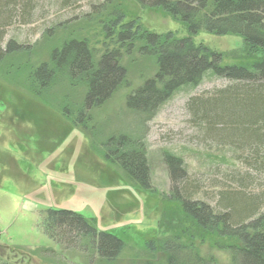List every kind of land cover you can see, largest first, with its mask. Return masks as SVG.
<instances>
[{"label":"rangeland","instance_id":"obj_1","mask_svg":"<svg viewBox=\"0 0 264 264\" xmlns=\"http://www.w3.org/2000/svg\"><path fill=\"white\" fill-rule=\"evenodd\" d=\"M106 2L74 0L72 7L63 8L59 0H35L30 19L6 27L2 45L12 40L21 49L0 63V169L4 167L0 176V264H8L4 260H10L9 264L153 261L147 242L177 232L176 211L161 202V194L169 193L171 187L165 154L181 159L185 172L203 187L196 197L211 205L216 198L210 197L217 189L213 190L211 183L219 179L218 170H246L236 150L204 138L203 124L199 126L190 120L186 106L191 96L224 87L227 80L205 73L196 85L176 88L151 117L132 112L126 104L127 97L155 77L157 65L153 57L139 53L140 41L127 49V44L122 46L109 38L103 30L110 20L108 12L106 16L100 14L105 12ZM118 2L125 21L133 20L145 31L170 32L176 37L187 34L182 24L155 5L142 7L135 0ZM69 38L87 40L96 58L117 50L123 68L115 90L90 108L83 123H73L63 113L64 107L75 110L81 104L84 88L58 80L39 97L31 93L25 82L27 68L47 62L50 51ZM192 40L218 56L221 65L246 60L238 36L200 31ZM119 133L142 134L145 138L149 180L146 190L134 183L118 164L103 160L101 143ZM19 171L24 173L23 177ZM253 174L255 185L248 191L264 188V167ZM47 208L97 217L98 229L119 237L125 244L123 250L114 261H107L99 259L84 244L76 249L57 245L41 229L40 212ZM125 209L130 211L118 214ZM222 243L224 240L206 236L197 240L199 257L209 264H231Z\"/></svg>","mask_w":264,"mask_h":264},{"label":"trees","instance_id":"obj_2","mask_svg":"<svg viewBox=\"0 0 264 264\" xmlns=\"http://www.w3.org/2000/svg\"><path fill=\"white\" fill-rule=\"evenodd\" d=\"M59 1L61 7L69 8L74 0ZM135 1L142 7H159L182 24L187 34L176 37L170 32L145 31L135 21H125L118 0H107L105 12L100 14L106 16L108 12L110 20L103 30L109 38L122 46L127 44V49L140 41L139 53L153 57L157 65L155 77L127 97V106L134 114L151 117L176 88L196 85L205 73L227 80L224 87L191 96L186 106L190 120L199 126L203 124L204 138L232 147L246 167L242 172L218 170L219 179L211 183L212 189L217 188L210 197L216 198L211 205L196 197L203 187L185 172L181 159L165 154L171 187L169 193L161 194V202L176 211L174 230L177 232L147 242L154 260L141 264H209L199 257L197 250V240L205 236L224 240L222 246L226 247L231 264H264V188L248 191L255 185L253 171L260 172L264 167V0ZM34 8L35 0H0V63L21 49L12 40L2 45L6 27L30 19ZM200 31L240 37L246 60L219 64L218 56L194 44L192 37ZM94 54L87 40L66 39L50 51L47 62L27 68L26 85L39 97L58 80L84 88L81 104L75 110L66 106L63 113L73 123H83L90 108L107 99L123 76L117 50L107 51L98 58ZM144 139L142 134H112L101 143V154L104 161L118 164L134 183L146 190L149 180ZM19 172L23 177L24 173ZM3 173L2 166L0 176ZM129 211L116 212L123 215ZM118 214L114 212L116 218ZM40 219L44 234L65 249L84 244L99 259L114 261L125 246L116 235L98 229L97 217H86L69 209L47 208L40 212ZM13 248L9 249L10 253ZM185 250L188 252L183 255ZM4 261L9 264L10 260Z\"/></svg>","mask_w":264,"mask_h":264}]
</instances>
